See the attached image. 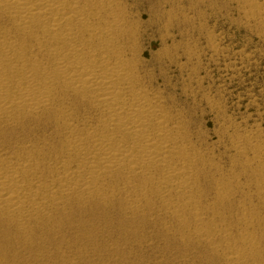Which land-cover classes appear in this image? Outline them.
Masks as SVG:
<instances>
[{
  "label": "bare ground",
  "instance_id": "bare-ground-1",
  "mask_svg": "<svg viewBox=\"0 0 264 264\" xmlns=\"http://www.w3.org/2000/svg\"><path fill=\"white\" fill-rule=\"evenodd\" d=\"M110 1L0 0V264H23L27 253L44 259V246L56 235V248L50 253L66 260L60 251L68 243L60 229L71 227L73 210L102 208L117 199L125 219L160 220L169 215L177 234L166 231L168 237L184 244L211 243L212 234L202 225L204 212L199 211L201 178L196 157L188 152L187 124L182 121L185 136L173 127L172 117L160 104L164 102L141 85L125 53L128 19ZM74 107L86 114L78 115ZM28 119L54 122L60 144L46 141L38 146L33 139L28 145L19 144L20 140L11 143L8 130ZM166 223V229L173 227ZM56 228L61 234H54ZM239 239L256 259L259 252L252 238ZM228 240L226 262L240 264L245 253L235 250Z\"/></svg>",
  "mask_w": 264,
  "mask_h": 264
},
{
  "label": "rangeland",
  "instance_id": "rangeland-1",
  "mask_svg": "<svg viewBox=\"0 0 264 264\" xmlns=\"http://www.w3.org/2000/svg\"><path fill=\"white\" fill-rule=\"evenodd\" d=\"M117 1L110 2L121 11L124 19H128L126 28L130 37L127 36L124 42L125 53L135 75L144 88L147 86L148 92L151 90L149 94L152 97L166 103L160 104L172 117L173 127L180 128L185 136L188 128L190 138L187 142H192L190 147L188 143V152L196 157L195 164L201 178L198 191L202 189L199 193L203 197L201 193L198 195L197 199L202 197L198 206L200 213L204 212L201 213L202 219L206 220H202V223L206 222L202 225L206 226V232L212 234L211 243L184 244L168 237L166 231L177 234L176 223L169 215H166L167 221L165 217L160 218L161 221L140 217L125 219L117 199L114 204L102 207L103 211L101 206L92 208L94 212L92 209L80 213L73 210L71 227L66 225L60 229L61 237L68 243L60 251L61 255L66 254V260L56 259L50 253L56 248V235L53 242L45 244L44 259L30 257L27 253L23 256V264H228L225 256L229 252L227 239L231 240L235 250L245 253V264H255V261L256 264H264V0ZM129 30L132 35L135 33L134 37ZM72 102L70 106L68 103V108L72 107ZM74 109H79L77 114L80 116L86 114L83 108ZM44 120L36 119L37 123L35 119H28L29 122L8 130L11 143L20 140L19 144L28 142V145L33 139L32 143L38 146H43L46 141L47 144L55 145L54 142L59 145L61 135L54 122ZM182 121L186 122V127ZM31 123L34 126L31 127ZM27 128L29 135L24 134ZM12 130H16L15 133ZM191 147L194 151L190 150ZM204 196L209 198L208 201ZM204 203L208 207L201 205ZM170 222H174L173 227L166 229L165 223L172 225ZM60 232L56 228L54 234ZM215 232L220 234L218 238ZM243 237L252 238L257 244L259 253L256 259L240 241L239 238L242 240ZM223 238L222 242L220 239ZM243 260L240 264L244 263Z\"/></svg>",
  "mask_w": 264,
  "mask_h": 264
}]
</instances>
